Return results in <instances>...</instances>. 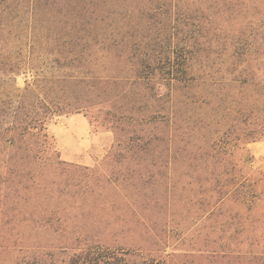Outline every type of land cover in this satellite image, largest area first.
<instances>
[{"label": "trees", "instance_id": "1", "mask_svg": "<svg viewBox=\"0 0 264 264\" xmlns=\"http://www.w3.org/2000/svg\"><path fill=\"white\" fill-rule=\"evenodd\" d=\"M135 1L126 6L128 15L137 10L148 29L155 31H142L139 23L128 22L116 23L109 33L108 21L119 8L115 0H0V190L4 184L15 190L17 179L32 173L24 159L44 152L49 121L89 108L88 93L97 84L101 93L97 96L105 97L113 110L107 113L114 131H122L123 124L161 121L168 127V140L174 129L186 145L205 138L206 149L191 152L199 159L204 156L206 168H213L219 192L229 186L218 177L225 169L217 172V166L230 164L227 158L237 147L234 141L240 140L235 135L239 126L247 127L255 105L264 102V92H258L264 91V79L257 73L264 65V10L259 11L263 2ZM92 48H97L99 69L116 58L113 73L85 75L82 61ZM47 68L52 70L50 76L44 75ZM21 69L34 72V77L19 90L9 83ZM226 74L232 76L229 82L222 80ZM158 84H164L167 92L160 93ZM222 98L228 104L223 116L227 119L217 121L213 109ZM192 106L209 110L195 117L189 113ZM141 107H151L152 116L134 117L133 109ZM213 124L221 130L213 129ZM245 132L247 139L261 135ZM100 248L93 264H166L139 248Z\"/></svg>", "mask_w": 264, "mask_h": 264}, {"label": "rangeland", "instance_id": "2", "mask_svg": "<svg viewBox=\"0 0 264 264\" xmlns=\"http://www.w3.org/2000/svg\"><path fill=\"white\" fill-rule=\"evenodd\" d=\"M115 3L119 8L108 21L112 25L109 33L116 23L122 26L128 22L131 26L139 23L142 31H155V27L148 29L146 18L140 19L137 10L128 15L125 9L131 0ZM263 10L259 9L260 13ZM89 53L82 61L85 75L97 78L113 73L116 58L99 69L97 48ZM50 71L47 68L44 75L50 76ZM257 73L264 79V65ZM10 77L13 81L9 85L22 90L34 72L21 69ZM231 78L226 74L222 80L229 82ZM97 86L88 93L92 97L89 108L79 112L90 127L92 140L87 149L82 140L78 142L87 153L81 152L78 161L65 159L55 128L67 125V118L76 113L56 115L47 125L50 139L44 143V152L24 159L32 173L24 172L15 190L5 188V184L1 187L0 264L91 262L100 253L98 247L139 248L166 264H264L263 100L254 107L252 123L239 126L235 135L240 140L234 141L237 147L227 158L230 164L217 166V172H226L218 176L220 181L229 183L222 193L220 185H215L213 168L204 164V156L199 159L191 152L198 147L205 150V138L186 145L174 129L173 138L168 140V127L161 121L123 124L122 131H114L112 116L107 113L110 105L105 97L97 96L101 94ZM158 91L165 93L167 87L158 84ZM227 105L222 98L213 109L217 121L227 119L223 117ZM190 108L195 117L209 110ZM151 110L134 108L132 114L148 117ZM176 110L179 112L180 105ZM212 128L221 130L220 125ZM243 129L261 135L247 139Z\"/></svg>", "mask_w": 264, "mask_h": 264}, {"label": "crops", "instance_id": "3", "mask_svg": "<svg viewBox=\"0 0 264 264\" xmlns=\"http://www.w3.org/2000/svg\"><path fill=\"white\" fill-rule=\"evenodd\" d=\"M89 130L88 121L79 113L68 117L67 125L63 127L57 126L55 128V135L61 147V153L66 160L78 161L81 152L87 153V150H83L79 147L80 145L78 142L82 140L81 145L87 149L92 140ZM76 133L79 134L77 138L75 137Z\"/></svg>", "mask_w": 264, "mask_h": 264}]
</instances>
